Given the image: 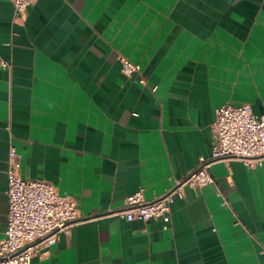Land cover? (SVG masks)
<instances>
[{
	"label": "crops",
	"instance_id": "0c3cea01",
	"mask_svg": "<svg viewBox=\"0 0 264 264\" xmlns=\"http://www.w3.org/2000/svg\"><path fill=\"white\" fill-rule=\"evenodd\" d=\"M0 55V241L13 145L79 214L30 264H264V158L212 163L167 223L109 214L209 156L216 107L264 113V0H34L20 17L0 0Z\"/></svg>",
	"mask_w": 264,
	"mask_h": 264
},
{
	"label": "built area",
	"instance_id": "2783aa9c",
	"mask_svg": "<svg viewBox=\"0 0 264 264\" xmlns=\"http://www.w3.org/2000/svg\"><path fill=\"white\" fill-rule=\"evenodd\" d=\"M15 16H24L34 0H10ZM122 72L139 74V65L126 57L121 58ZM0 67L9 69L11 63L0 55ZM211 152L200 156L197 166L176 180L160 196L145 199L142 189L124 198L123 208L109 214L119 218L170 220V203L184 195V185L199 189L214 181L210 171L218 160L238 158L248 167L261 164L264 158V113H255L245 102H225L215 108L211 123ZM20 164L11 145L7 168V220L4 237L0 241V264H30L31 257L41 247L51 245L61 232H68L79 220L75 199L61 193L50 181L23 177Z\"/></svg>",
	"mask_w": 264,
	"mask_h": 264
}]
</instances>
